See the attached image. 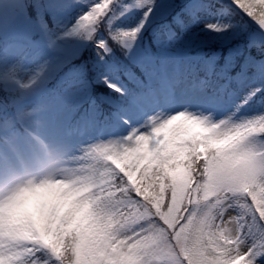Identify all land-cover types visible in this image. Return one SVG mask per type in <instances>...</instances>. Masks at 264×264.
I'll return each instance as SVG.
<instances>
[{
  "label": "snow or ice",
  "instance_id": "obj_1",
  "mask_svg": "<svg viewBox=\"0 0 264 264\" xmlns=\"http://www.w3.org/2000/svg\"><path fill=\"white\" fill-rule=\"evenodd\" d=\"M0 264H264V0H0Z\"/></svg>",
  "mask_w": 264,
  "mask_h": 264
}]
</instances>
